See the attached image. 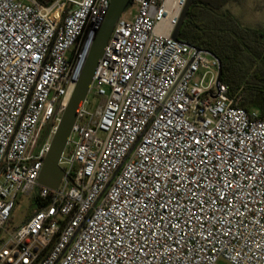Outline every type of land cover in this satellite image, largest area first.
<instances>
[{
    "label": "built area",
    "instance_id": "2783aa9c",
    "mask_svg": "<svg viewBox=\"0 0 264 264\" xmlns=\"http://www.w3.org/2000/svg\"><path fill=\"white\" fill-rule=\"evenodd\" d=\"M187 1L117 21L52 191L38 179L110 0H0V264H264V116L172 39Z\"/></svg>",
    "mask_w": 264,
    "mask_h": 264
},
{
    "label": "trees",
    "instance_id": "16d2710c",
    "mask_svg": "<svg viewBox=\"0 0 264 264\" xmlns=\"http://www.w3.org/2000/svg\"><path fill=\"white\" fill-rule=\"evenodd\" d=\"M36 1L49 5L55 0ZM230 1L237 0H194L178 40L218 58L222 68L221 81L229 87V93L241 92L244 98L241 108L246 111L257 109L264 116V86L251 81L258 76L264 80V68L260 69L256 64L264 55V31L238 25L234 16L222 10ZM246 64L249 79L243 84H233L227 76H236Z\"/></svg>",
    "mask_w": 264,
    "mask_h": 264
},
{
    "label": "water",
    "instance_id": "95a60500",
    "mask_svg": "<svg viewBox=\"0 0 264 264\" xmlns=\"http://www.w3.org/2000/svg\"><path fill=\"white\" fill-rule=\"evenodd\" d=\"M193 4L194 0H188L186 3L179 24L172 36V39L176 42H180L178 35ZM131 7L132 0H110V8L107 16L96 32L94 42L82 67L75 90L51 140L50 148L38 179V185L40 187L54 191L59 187L62 179L65 177L64 171L59 167V160L77 120L79 111L89 94L97 66L104 49L107 47L112 31L120 17L127 13ZM197 50L199 51V49ZM221 78L222 68L220 63L218 83L221 82Z\"/></svg>",
    "mask_w": 264,
    "mask_h": 264
},
{
    "label": "rangeland",
    "instance_id": "374dc122",
    "mask_svg": "<svg viewBox=\"0 0 264 264\" xmlns=\"http://www.w3.org/2000/svg\"><path fill=\"white\" fill-rule=\"evenodd\" d=\"M227 6L223 7V11L230 12L234 15V18L238 25L244 28L255 29L260 32L264 31V0H239V1H230ZM126 18L128 16L126 15ZM257 66L260 69L264 68V61H256ZM248 64L243 66L242 70H239L236 73V76H227V78L233 84L246 83L249 79L247 75ZM250 74V73H249ZM258 86H264V80L261 76L251 79ZM222 82V81H221ZM223 83V82H222ZM226 85V83H223ZM261 100V98H260ZM88 105L86 106V111L89 115H93L98 105L100 104V99L90 94L87 98ZM38 193L39 189H35L30 196L19 195L14 209L11 213V220L9 228L15 229L21 226L37 209L38 207ZM218 264H227L225 261L220 260Z\"/></svg>",
    "mask_w": 264,
    "mask_h": 264
},
{
    "label": "crops",
    "instance_id": "0c3cea01",
    "mask_svg": "<svg viewBox=\"0 0 264 264\" xmlns=\"http://www.w3.org/2000/svg\"><path fill=\"white\" fill-rule=\"evenodd\" d=\"M237 1H239V0H237ZM228 3H231V2H228ZM228 3L227 4H225V6H227L228 5ZM224 6V7H225ZM264 11V10H263ZM230 13V12H229ZM232 16H234L232 13H230ZM261 57V59L259 60L260 62H263L264 61V55H261L260 56ZM251 111H256V112H259V110H257V109H253V110H251ZM260 113V112H259ZM261 115V114H260Z\"/></svg>",
    "mask_w": 264,
    "mask_h": 264
},
{
    "label": "flooded vegetation",
    "instance_id": "af4514ba",
    "mask_svg": "<svg viewBox=\"0 0 264 264\" xmlns=\"http://www.w3.org/2000/svg\"><path fill=\"white\" fill-rule=\"evenodd\" d=\"M261 59V57H259L258 59H257V61H259ZM260 62V61H259Z\"/></svg>",
    "mask_w": 264,
    "mask_h": 264
}]
</instances>
